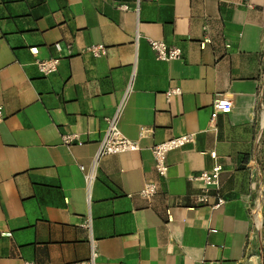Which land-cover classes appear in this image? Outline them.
<instances>
[{
    "label": "crops",
    "instance_id": "crops-1",
    "mask_svg": "<svg viewBox=\"0 0 264 264\" xmlns=\"http://www.w3.org/2000/svg\"><path fill=\"white\" fill-rule=\"evenodd\" d=\"M0 102V264L83 261L91 238L95 264H264V0H0ZM111 116L138 149L94 162ZM182 134L159 176L152 146Z\"/></svg>",
    "mask_w": 264,
    "mask_h": 264
},
{
    "label": "built area",
    "instance_id": "built-area-1",
    "mask_svg": "<svg viewBox=\"0 0 264 264\" xmlns=\"http://www.w3.org/2000/svg\"><path fill=\"white\" fill-rule=\"evenodd\" d=\"M150 48L155 53V56L159 60L170 61L178 59L181 56V49L177 46H167L165 42L157 39H148ZM94 56H98L104 53L105 47L102 44H96L89 46L87 48ZM58 63L57 57H50L44 59H38L35 61V64L39 72L43 75H48L56 70V65ZM178 88H170L165 94L168 98L172 94L179 93ZM233 106L232 100L224 95L218 94L214 96L211 104V114L210 118L214 119L218 112H228ZM3 106L0 102V122L3 120ZM62 142L64 144L71 143L73 136L72 135H62ZM193 141L192 134H182L179 136H173L163 142L156 143L151 148V153L153 156L154 167L157 174L161 177L164 176L167 165H166V154L174 149L180 148L187 143ZM138 149V144L135 141H132L124 137L118 126L117 116H111L106 119V127L103 132V136L98 144V149L96 155L93 159L95 162L98 158L107 154H115L124 151H133ZM211 156L214 157V152L211 153ZM80 169L83 170V166H80ZM222 170L220 164H215L211 169L201 170L195 175H190L189 180H198L202 184V191L199 194L195 195L194 201L196 204H205L208 202V190L210 187H218L219 185V175ZM85 180L89 183L92 180V174H85ZM155 193V185L153 183H146L144 187L140 190V194L149 197ZM90 253L89 257L86 260L73 262L70 264H95V259L97 257V249L95 241L91 238L90 241ZM23 264H39L36 261L24 260Z\"/></svg>",
    "mask_w": 264,
    "mask_h": 264
}]
</instances>
